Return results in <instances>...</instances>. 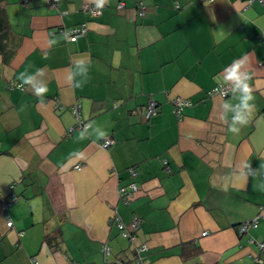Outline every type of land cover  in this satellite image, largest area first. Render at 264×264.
I'll list each match as a JSON object with an SVG mask.
<instances>
[{
	"label": "crops",
	"instance_id": "0c3cea01",
	"mask_svg": "<svg viewBox=\"0 0 264 264\" xmlns=\"http://www.w3.org/2000/svg\"><path fill=\"white\" fill-rule=\"evenodd\" d=\"M25 1L0 0V204L16 196L0 207V264H105L103 243L109 259L134 264L114 213L141 218L146 264H264V2L104 0L92 16L84 6L97 0ZM82 24L86 35L67 41L63 29ZM237 58L254 100L234 134L223 105L238 91H209ZM22 73L47 93L10 88ZM176 97L193 103L182 119ZM151 99L159 108L147 119ZM77 104L87 132L75 127ZM106 137L115 141L103 148ZM129 167L139 191L125 204Z\"/></svg>",
	"mask_w": 264,
	"mask_h": 264
},
{
	"label": "built area",
	"instance_id": "2783aa9c",
	"mask_svg": "<svg viewBox=\"0 0 264 264\" xmlns=\"http://www.w3.org/2000/svg\"><path fill=\"white\" fill-rule=\"evenodd\" d=\"M48 4H50L52 7H58V2L59 0H46ZM260 2H264V0H259ZM25 2H28L26 0ZM124 6L123 3H120L118 5L119 8H122ZM85 11L88 14H91L92 16H98L101 14V8L97 7L96 5H85L84 6ZM144 9V7H142ZM87 26L86 24L82 25H77L74 27H69V28H64L63 32L66 35L67 41H76L79 37L86 35L87 33ZM20 83H15L13 81L10 82L9 87L10 88H22L20 86ZM236 92L234 90V85L231 84L230 82L228 83H220L213 87L209 91V95H220L223 97H226L230 95L231 93ZM193 103L190 99L185 98V97H176L173 99V111L177 115L179 119H182L183 117V111L185 108L191 106ZM159 108V103L155 101L154 99H151L146 106L145 109V116L147 119L151 118L158 112ZM73 112L76 115L77 118V124L75 127L82 128V129H87L89 127V123L85 121L84 119L81 118L80 115V105L77 104L73 107ZM73 129V127H72ZM114 139L112 137H106L100 142V146L103 148H108L114 143ZM165 169L167 172H170L171 169L169 167V163L166 159L163 160ZM76 169H80L81 165H76ZM128 173L131 177V181L120 185L118 189V194L119 198L121 201H123L125 204H130L134 197L136 196L137 192L139 191L138 188V183L136 180V177L138 176V171L135 167H129L128 168ZM16 200L15 195H11L9 200H4L1 202L0 207L3 208L4 210H8V207L10 204ZM7 225L8 227H13V220L11 217L7 214ZM260 216H256L252 220L245 221L241 223L238 227L240 233H245L248 231L250 227H256L258 225ZM141 218L138 215H134L129 223H126L123 221L122 217L118 213H114L111 218H110V223L112 225H115L118 227V229L121 231V233L127 237L132 244L134 248V259L133 262L134 264H146L143 258V252L148 250V245L147 243H137V231L140 227L141 224ZM23 234V232L21 233ZM204 235L207 234V231L203 233ZM261 248L264 247V243L259 244ZM102 252L104 253L106 259H105V264H122L123 261L122 259H116V260H111L108 257L111 254V247L107 243H103L101 246ZM34 264H39L36 260H34Z\"/></svg>",
	"mask_w": 264,
	"mask_h": 264
},
{
	"label": "clouds",
	"instance_id": "9594fccd",
	"mask_svg": "<svg viewBox=\"0 0 264 264\" xmlns=\"http://www.w3.org/2000/svg\"><path fill=\"white\" fill-rule=\"evenodd\" d=\"M104 0H97V7H103ZM214 36L216 39H221L223 33L221 31L214 32ZM247 60L246 58H237L232 61L230 65H228L224 70L226 71V75L223 77V80L228 83L234 85V90L239 93V103H226L223 105V108L226 109L222 119L225 121L229 120V131L238 134L241 128L246 125L250 119L252 109H253V100L254 97L252 95V87L250 85V81L252 80L253 73L250 71H241V69H246ZM79 70L83 71V64L79 66ZM22 81L20 85L23 87L24 85H32L35 95L38 97H43L48 89L46 85L42 82L37 83L36 77L34 75H28L22 73L19 77ZM71 79V78H70ZM77 87L80 85L77 84ZM91 127V125H89ZM87 132V129H85ZM105 132L102 131L99 133L98 137H103Z\"/></svg>",
	"mask_w": 264,
	"mask_h": 264
}]
</instances>
